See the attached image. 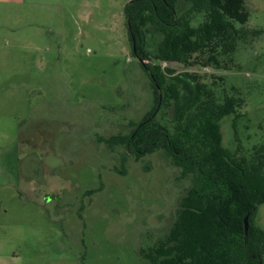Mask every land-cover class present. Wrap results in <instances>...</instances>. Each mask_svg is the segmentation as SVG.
<instances>
[{
	"label": "rangeland",
	"instance_id": "1",
	"mask_svg": "<svg viewBox=\"0 0 264 264\" xmlns=\"http://www.w3.org/2000/svg\"><path fill=\"white\" fill-rule=\"evenodd\" d=\"M131 1L0 0V264H149L165 242L189 179L163 149L136 160L97 142L127 135L154 102L130 52ZM243 7L230 63L158 67L218 77L215 101L236 102L219 122L222 146L252 162L264 149V0ZM174 113L169 102L155 121L173 132ZM252 224L264 232V204Z\"/></svg>",
	"mask_w": 264,
	"mask_h": 264
},
{
	"label": "trees",
	"instance_id": "2",
	"mask_svg": "<svg viewBox=\"0 0 264 264\" xmlns=\"http://www.w3.org/2000/svg\"><path fill=\"white\" fill-rule=\"evenodd\" d=\"M221 2L206 10L205 22L197 28L188 18L219 0H132L125 7L135 43L131 56L143 62L139 67L150 82L154 102L143 119L131 123L127 135L97 142L123 146L136 160L163 149L191 184L165 242L147 257L149 264H263L264 232L252 222L264 204V149H255L256 158L248 162L224 148L219 122L235 114L236 102L225 97L217 103L203 79L188 73L170 78V70L158 67L162 61L220 66L225 53L217 42L228 40L231 20H246L240 12L242 0ZM169 102L175 108L173 132L155 121ZM182 210L192 217L186 220Z\"/></svg>",
	"mask_w": 264,
	"mask_h": 264
},
{
	"label": "flooded vegetation",
	"instance_id": "3",
	"mask_svg": "<svg viewBox=\"0 0 264 264\" xmlns=\"http://www.w3.org/2000/svg\"><path fill=\"white\" fill-rule=\"evenodd\" d=\"M222 0H219V3L216 5V6H213L212 8L210 7V8H204V9H202V10H199L198 12H197V14L198 13H200V12H206V10L207 11H211L210 9H213V8H217L222 2H221ZM186 3H179V5H185ZM186 6V5H185ZM241 6H242V8H241V10H240V12L241 13H243V14H246V20H245V22L244 23H240L238 20H231V22H230V24H231V26H232V30H231V33H229V38H228V40H225V42L223 41V42H217V47H218V49H220L221 51H224V55L226 56V58L228 59V61H227V64L228 63H230V55H231V51L233 50V48H234V46H233V40H234V37H235V35L237 34L238 35V33H239V30L240 29H237L236 28V24L235 23H238V24H240V25H245L246 23H247V21H248V13L246 12V10L244 9V7H243V0H242V4H241ZM196 13V12H195ZM192 16V15H191ZM190 16V17H191ZM188 18V21L190 20V19H192L193 17H191V18ZM205 22V15H204V17H203V20H202V22H201V24L200 25H202L203 23ZM199 25V26H200ZM198 26V27H199ZM127 28H128V30H127V35H128V37H129V40H130V42H131V48H130V52H134V48H135V43H134V40L133 39H130V38H132L131 36H130V34H129V25L127 24ZM197 28V27H196ZM222 45H224L225 47H226V49L224 50V49H221V47L220 46H222ZM220 50H218V51H220ZM133 58H135V57H133ZM135 60L137 61V63L139 64V65H141V63H143V62H141V61H139L137 58H135ZM145 63H149V64H153V62H151V61H145ZM171 63H175V64H182V65H187V64H183V63H176V62H171ZM195 64H201V63H195ZM226 64V65H227ZM202 66H206V65H204V64H201ZM221 65V67H223L224 66V64H220ZM188 66V65H187ZM211 66V65H210ZM189 67V66H188ZM207 67V66H206ZM222 69H226V66L224 67V68H222ZM205 77V76H204ZM202 78V77H200V79L202 80L203 79V81L206 83V84H208V82H206V80H205V78ZM218 79V77H216V80ZM215 80V81H216ZM215 81H213L212 82V84H210L211 86H214V84L216 83ZM209 85V84H208ZM211 86H209V87H211ZM18 139V138H17ZM17 141V140H16ZM23 149V148H22ZM21 149V147L19 146V145H16V148H14V153H15V158H16V160L15 161H17L16 163H17V170L18 171H21L22 173L24 172V168H22L23 167V162H21V154L24 152V150L23 151H21L22 150ZM25 154V153H24ZM23 154V155H24ZM19 155H20V157H19ZM24 157H25V155L23 156V159H24Z\"/></svg>",
	"mask_w": 264,
	"mask_h": 264
},
{
	"label": "water",
	"instance_id": "4",
	"mask_svg": "<svg viewBox=\"0 0 264 264\" xmlns=\"http://www.w3.org/2000/svg\"><path fill=\"white\" fill-rule=\"evenodd\" d=\"M244 234H247V229H248V222H247V217L244 218Z\"/></svg>",
	"mask_w": 264,
	"mask_h": 264
}]
</instances>
